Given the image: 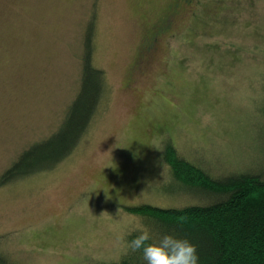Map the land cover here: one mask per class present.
Listing matches in <instances>:
<instances>
[{"label":"rangeland","instance_id":"1","mask_svg":"<svg viewBox=\"0 0 264 264\" xmlns=\"http://www.w3.org/2000/svg\"><path fill=\"white\" fill-rule=\"evenodd\" d=\"M89 25L107 94L56 167L0 183L10 264H112L146 226L126 206L204 203L167 143L214 178L264 168V0H0V175L62 124Z\"/></svg>","mask_w":264,"mask_h":264},{"label":"trees","instance_id":"2","mask_svg":"<svg viewBox=\"0 0 264 264\" xmlns=\"http://www.w3.org/2000/svg\"><path fill=\"white\" fill-rule=\"evenodd\" d=\"M94 31L84 37L80 88L60 127L48 138L35 142L0 175V183L32 173L51 170L80 144L107 94V78L93 62ZM165 160L175 179L198 189L204 203L161 207L150 203L126 206L146 226L128 234L129 244L150 232L148 243L165 235L186 239L197 246L199 264H264V168L212 177L202 167L180 157L174 145L166 144ZM0 264H10L0 256ZM112 264H148L142 250L127 252Z\"/></svg>","mask_w":264,"mask_h":264},{"label":"clouds","instance_id":"3","mask_svg":"<svg viewBox=\"0 0 264 264\" xmlns=\"http://www.w3.org/2000/svg\"><path fill=\"white\" fill-rule=\"evenodd\" d=\"M105 213L107 212L103 214ZM150 239L149 230L144 229L129 244L132 252L142 250L143 258L148 264H199L197 246L188 240L178 239L173 235H165L155 243H148Z\"/></svg>","mask_w":264,"mask_h":264}]
</instances>
